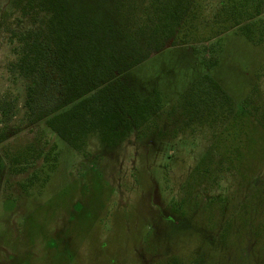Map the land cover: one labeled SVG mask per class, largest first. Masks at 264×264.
Returning <instances> with one entry per match:
<instances>
[{
  "label": "rangeland",
  "instance_id": "374dc122",
  "mask_svg": "<svg viewBox=\"0 0 264 264\" xmlns=\"http://www.w3.org/2000/svg\"><path fill=\"white\" fill-rule=\"evenodd\" d=\"M151 2L137 0V14ZM218 6L207 1L206 15ZM81 18L125 23L99 0H0V264H264V46L231 31L211 69L192 46L146 58L123 80L131 95L160 94V113L115 147L98 134L79 145L27 119L33 77L14 73L11 41ZM205 75L234 116L174 112Z\"/></svg>",
  "mask_w": 264,
  "mask_h": 264
},
{
  "label": "trees",
  "instance_id": "16d2710c",
  "mask_svg": "<svg viewBox=\"0 0 264 264\" xmlns=\"http://www.w3.org/2000/svg\"><path fill=\"white\" fill-rule=\"evenodd\" d=\"M99 1L113 4L124 25L101 28L89 19H72L62 30L31 29L11 41L14 73L33 77L27 87V119H49L79 145L98 134L104 145L115 147L148 116L160 113V94L144 99L131 95L123 80L146 58L169 47L192 46L209 57L203 61L211 69L218 64L224 35L231 31L264 46V0H219L218 9L208 15L209 0H152L142 16L137 0ZM257 93L255 89L246 99L245 108L253 105ZM177 105L174 112L182 111L190 122L205 115L214 121L229 118L238 107L209 75L194 83ZM1 111L7 118L5 108Z\"/></svg>",
  "mask_w": 264,
  "mask_h": 264
}]
</instances>
